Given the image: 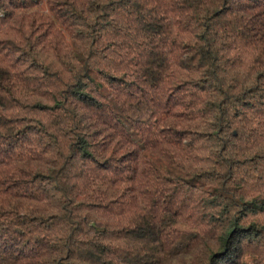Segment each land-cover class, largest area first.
Segmentation results:
<instances>
[{
    "label": "trees",
    "instance_id": "trees-1",
    "mask_svg": "<svg viewBox=\"0 0 264 264\" xmlns=\"http://www.w3.org/2000/svg\"><path fill=\"white\" fill-rule=\"evenodd\" d=\"M0 264H264V0H0Z\"/></svg>",
    "mask_w": 264,
    "mask_h": 264
}]
</instances>
